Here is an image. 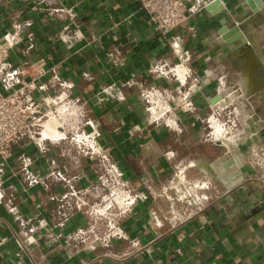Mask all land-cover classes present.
I'll use <instances>...</instances> for the list:
<instances>
[{
    "label": "crops",
    "instance_id": "crops-1",
    "mask_svg": "<svg viewBox=\"0 0 264 264\" xmlns=\"http://www.w3.org/2000/svg\"><path fill=\"white\" fill-rule=\"evenodd\" d=\"M213 1L219 3L166 37L140 0H0V41L13 43L14 64L45 58L50 73L37 97L65 122L69 138L46 140L44 152L28 139L12 146L0 202V264H264V0L201 5ZM225 27L238 28L246 42L226 38ZM172 43L191 51L202 83L196 113L171 116L175 124L168 126L153 121L159 113L146 110L145 92L154 89L160 100L156 89L172 91L149 71L176 60ZM223 98L244 112L241 126L256 135L246 146L225 148L205 131L204 120ZM88 121L98 124L103 151L94 160L77 148L80 139L70 140ZM225 154L224 174L230 177L237 157L245 178L232 192L211 167ZM112 164L147 199L116 220L128 240L106 246L97 237L109 228H91L84 214L97 192L57 199L72 192L66 180L80 192ZM193 182L212 185L203 190ZM183 189L194 202L180 200ZM132 240L140 250L127 255Z\"/></svg>",
    "mask_w": 264,
    "mask_h": 264
},
{
    "label": "built area",
    "instance_id": "built-area-1",
    "mask_svg": "<svg viewBox=\"0 0 264 264\" xmlns=\"http://www.w3.org/2000/svg\"><path fill=\"white\" fill-rule=\"evenodd\" d=\"M140 4L157 32L166 37L185 23L191 15L203 12L208 6L206 3L201 5V0H140ZM12 48L13 43L9 39L0 41V202L3 198V174L6 165L13 156L12 146L14 144L28 139L30 145L32 144L44 152L46 140L60 142L69 139L64 132L65 122L46 112L37 97V92L46 87L47 82L43 80L45 77H49L50 73L46 69L45 58L17 65L10 58ZM171 48L176 60L172 63L154 64L149 71L155 80L171 84L172 91L166 93L167 88L156 89L161 97L160 100L153 97L154 89L145 92V97L148 99L145 104L146 110L150 113L152 111L159 113L153 121L165 120V124L168 126L175 124L171 119L173 116L180 113L185 115L196 113L197 106L194 98L200 91L202 83L201 78L192 72L191 51L175 43L171 44ZM243 117L244 112L241 109L232 106L223 98V103L213 106L211 114L204 120L205 131L210 139L225 148L246 146L249 141L254 140L256 135L241 126L240 120ZM53 119H56L57 124L54 126L55 129L49 132V123ZM99 138L98 124L88 121L80 134L72 135L70 140L80 139L77 148L82 154L94 160L96 155H103ZM211 185V183L204 182L194 186L209 190ZM65 186L68 191L72 192L57 199L59 202L67 199L69 195L83 196L92 192L98 193L97 200L88 204L84 214L91 223V228H97L100 224L109 228L106 234L97 237L106 246H110L114 240H128L126 233L116 220L120 221L127 213L132 212L137 203L147 199L144 192L129 186L122 171L115 164L109 165L93 184L82 187L80 192H74L73 185L70 186L68 180L65 181ZM179 198L183 202L186 200L194 202L190 195ZM197 204L200 206V203ZM204 208L199 207L198 209L203 211ZM152 217L153 224L160 227L162 224L157 220L156 212L152 213ZM78 233L85 234L83 230ZM15 235L19 246L26 250V245L19 240L18 233ZM131 243L133 250L127 255H132L140 250L139 241L132 240Z\"/></svg>",
    "mask_w": 264,
    "mask_h": 264
},
{
    "label": "water",
    "instance_id": "water-1",
    "mask_svg": "<svg viewBox=\"0 0 264 264\" xmlns=\"http://www.w3.org/2000/svg\"><path fill=\"white\" fill-rule=\"evenodd\" d=\"M218 3H219L218 1H213L212 3L209 4V6H207V8L211 9ZM222 34L225 35L226 38L232 34L234 35L237 34V36H235V39L242 38V33L239 31L238 28L230 32V29L225 27L222 31ZM242 41L245 43L246 38H242ZM228 158H229V155L225 154L223 157L213 162L211 164V167L215 168L216 170V173H217L216 180L221 181L222 184L225 186V189L228 192H232L235 188H237L244 181L245 178L240 171L242 164L237 157L235 158V163L232 164L231 168L228 171L230 173V177H228L227 174L226 175L224 174L225 173L224 171L226 170V168H228V163H227Z\"/></svg>",
    "mask_w": 264,
    "mask_h": 264
},
{
    "label": "rangeland",
    "instance_id": "rangeland-1",
    "mask_svg": "<svg viewBox=\"0 0 264 264\" xmlns=\"http://www.w3.org/2000/svg\"><path fill=\"white\" fill-rule=\"evenodd\" d=\"M175 183H177V185H178V186H180V185H181V187H184V185H183V184H185V182H184V181H179V180H177V179H176ZM182 183H183V184H182ZM194 183H195V182L191 183V185H190V186H191V187H192V186H194ZM195 184H196V183H195ZM188 188H190V187H188ZM184 192H185V190H184V189H183L182 191H181V190H179V191H178V196H179V197H181V196H185V195H186V196H187V195H188V196L190 195V192H188V193H187V192H185V193H184Z\"/></svg>",
    "mask_w": 264,
    "mask_h": 264
},
{
    "label": "bare ground",
    "instance_id": "bare-ground-1",
    "mask_svg": "<svg viewBox=\"0 0 264 264\" xmlns=\"http://www.w3.org/2000/svg\"><path fill=\"white\" fill-rule=\"evenodd\" d=\"M51 125V124H50Z\"/></svg>",
    "mask_w": 264,
    "mask_h": 264
}]
</instances>
